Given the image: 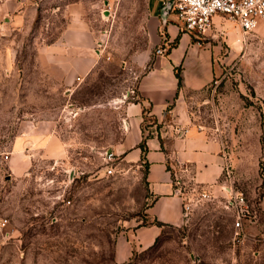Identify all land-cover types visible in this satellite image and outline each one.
<instances>
[{"label":"rangeland","instance_id":"rangeland-1","mask_svg":"<svg viewBox=\"0 0 264 264\" xmlns=\"http://www.w3.org/2000/svg\"><path fill=\"white\" fill-rule=\"evenodd\" d=\"M75 1L98 34L97 59L65 84L43 48ZM142 13L141 0H0V264H264V24L244 33L225 18L191 32L216 47L217 72L183 100L224 143L221 185L193 188L180 224L115 260L117 241L149 221L145 163L116 155L107 173L103 159L122 135L121 105L139 97ZM232 188L249 210L239 229Z\"/></svg>","mask_w":264,"mask_h":264},{"label":"crops","instance_id":"crops-1","mask_svg":"<svg viewBox=\"0 0 264 264\" xmlns=\"http://www.w3.org/2000/svg\"><path fill=\"white\" fill-rule=\"evenodd\" d=\"M141 1L146 42L138 51L143 65L136 83L139 97L121 105L122 135L112 149L127 163H145L144 179L151 196L145 208L149 221L117 241V262L126 260L132 248L150 246L164 224H180L184 203L191 199L193 190H217L227 164L222 139L194 122L183 104L188 92L204 89L216 74V47L195 40L191 32L181 28L176 15L163 9V0ZM80 4H69L75 10L67 13L58 41L43 48L44 53H50L47 57L51 65L61 70L60 80L65 84L88 72L97 59L92 46L98 34L78 9ZM220 19L214 16L215 25ZM153 47H162L163 51H154ZM52 150L57 151L58 146ZM153 219L162 224L152 223Z\"/></svg>","mask_w":264,"mask_h":264},{"label":"built area","instance_id":"built-area-1","mask_svg":"<svg viewBox=\"0 0 264 264\" xmlns=\"http://www.w3.org/2000/svg\"><path fill=\"white\" fill-rule=\"evenodd\" d=\"M163 9L172 12L180 21L181 28L202 36L211 33L215 27L214 16L225 18L236 24L244 33L255 30L264 24V0H163ZM157 52L163 48H157ZM116 153L111 148L104 150L103 159L106 163L107 173L113 172L109 164L116 158ZM227 176L230 170L227 169ZM233 192L227 197L228 204L233 205V226L239 229L243 220L249 217L248 206L242 191L231 189ZM208 192H201L200 196H209ZM191 205V200L184 203L186 214Z\"/></svg>","mask_w":264,"mask_h":264},{"label":"trees","instance_id":"trees-1","mask_svg":"<svg viewBox=\"0 0 264 264\" xmlns=\"http://www.w3.org/2000/svg\"><path fill=\"white\" fill-rule=\"evenodd\" d=\"M177 78H178V84L180 85L181 84V76L178 74V72H177ZM140 146H141V149H142V151H144L145 150V145H144V142H141L140 143ZM151 222L152 223H156V224H158V225H160V224H162L160 221H158L157 219H153V220H151Z\"/></svg>","mask_w":264,"mask_h":264}]
</instances>
